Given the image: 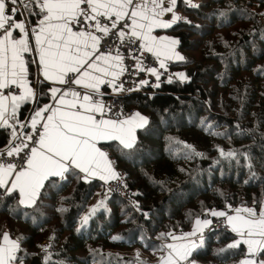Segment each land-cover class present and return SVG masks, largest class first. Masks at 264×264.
I'll list each match as a JSON object with an SVG mask.
<instances>
[{
	"label": "trees",
	"instance_id": "1",
	"mask_svg": "<svg viewBox=\"0 0 264 264\" xmlns=\"http://www.w3.org/2000/svg\"><path fill=\"white\" fill-rule=\"evenodd\" d=\"M194 1L180 4L184 20L169 30L185 56L173 67L187 82L130 94L127 106L148 122L132 149L108 145L134 205L77 171L48 180L31 207L14 194L12 213L0 207V242L7 232L19 243V264L35 257L42 264H158L174 235L213 210H264V0ZM49 88L40 85L44 95L20 111V123L51 100ZM10 141L0 130V150ZM91 205L95 212L78 227ZM235 241L232 232H212L194 263L240 264L247 245L229 248Z\"/></svg>",
	"mask_w": 264,
	"mask_h": 264
},
{
	"label": "snow or ice",
	"instance_id": "2",
	"mask_svg": "<svg viewBox=\"0 0 264 264\" xmlns=\"http://www.w3.org/2000/svg\"><path fill=\"white\" fill-rule=\"evenodd\" d=\"M18 3L20 0H0V130L11 136L7 148L0 151V207L9 213L13 212L9 200L14 194H18V205H35L50 177L64 178L78 170L85 174L84 179L117 178L107 154L97 145L118 141L124 149H132L135 129L148 122L139 113L120 119L118 112L103 102L106 93L101 92L102 86L114 92L125 90L123 83L116 82L125 71L121 47L129 52L152 53L161 68L165 60L184 59L175 52L177 40L153 34L157 28L172 27L179 19L173 11L177 0H24L27 16L17 21ZM167 13H172L171 18L162 19ZM28 16L37 19L32 23ZM27 54L36 58L26 59ZM133 58L144 71L139 57ZM32 66L36 72L30 71ZM147 71L159 80L155 68ZM178 75L184 79L182 73ZM30 76L35 78L34 85ZM44 81L74 83L83 92L50 87L55 105L31 109L28 123H20L17 114L21 106L44 95L40 89ZM17 124L23 131H17ZM234 212L228 215L213 210L211 215L226 217L232 231L241 237L229 248L247 245L240 264H264L259 258L264 254V210L257 213L244 206ZM88 219L83 218L82 226ZM209 223L197 219L193 231L173 236L186 242L165 245L169 251L160 258V264L188 261L198 247L191 237ZM2 240L0 264H19V243L7 232Z\"/></svg>",
	"mask_w": 264,
	"mask_h": 264
},
{
	"label": "built area",
	"instance_id": "3",
	"mask_svg": "<svg viewBox=\"0 0 264 264\" xmlns=\"http://www.w3.org/2000/svg\"><path fill=\"white\" fill-rule=\"evenodd\" d=\"M120 55L123 58V64L125 71L124 73L119 77V80L116 81L118 84L123 83L124 91L120 92H114L106 99L103 100V102L111 106L113 108V112H118V116L120 119H124L127 117L132 116L134 113L137 112L136 109L130 108L126 104V98L134 93L137 92L143 88H156L161 85H170L175 82L185 83L187 82V77L184 75V79H181L178 74H181L179 71L174 69V63L173 62H166L165 67H160V61L156 59V57L148 53L146 51L141 50L143 53L141 55V52H129L125 47H121L119 49ZM116 49L114 48L112 50L113 55H115ZM133 57H139V60L141 61V66L145 69L144 71H140L139 68L136 66V60ZM148 68H155L157 70V73L159 74V80L156 79V76L152 75L150 72L147 71ZM141 81H147V84H142ZM158 85V86H157ZM68 88L76 90L77 86L73 83L71 85H64L63 90H67ZM131 89V90H129ZM55 105V101L51 99L49 102L45 103L44 105ZM27 105H30L29 103L26 105H22L20 111L26 107ZM43 105V106H44ZM42 106V107H43ZM20 111L17 115H19ZM109 115H112V113H109ZM115 118V117H114ZM23 123H28V121H24ZM19 128H17L18 130ZM23 131L19 130L18 132ZM30 133V129H28ZM7 148V147H6ZM6 148L0 150L3 151ZM11 159V158H9ZM2 162V161H0ZM123 174L120 172L119 176L108 183L105 184L106 189L111 194L121 198L124 200L127 204L133 206L134 205V193L133 191L127 186L123 179ZM244 200L241 201L243 203ZM240 208H229L226 213L228 215L234 214V210ZM222 231V232H232L229 228V224L227 223L226 217H216L214 216L211 218L210 223L205 226L203 229V236L204 238L210 235L214 231ZM47 249V248H46ZM193 257H190L188 261L184 262V264H192L194 263Z\"/></svg>",
	"mask_w": 264,
	"mask_h": 264
},
{
	"label": "crops",
	"instance_id": "4",
	"mask_svg": "<svg viewBox=\"0 0 264 264\" xmlns=\"http://www.w3.org/2000/svg\"><path fill=\"white\" fill-rule=\"evenodd\" d=\"M181 3H184V4H186V5H194V6H197V5H198V3L195 2L194 0H177V3H176V5H175L173 11H174L175 15H176L177 17H179V19L176 20V21L172 24V27L167 28V29L157 28V29L154 31L153 34H154V35H157V36H167V37H169V38H171V39H175V40H177L178 43L175 45V52L178 53L180 56H183L184 59H185V56H184L183 52H182V51L180 50V48H179V39H178V37H176L175 35H173V34H171V33L169 32V30H171L175 25H177L178 23H180V21H183V20H184V15H183L181 9L179 8V6H180ZM23 5H24V0H20V3H18V5H16V7L18 8V14H17V16H16V20H17V21H19L20 19H23V18L26 16V15H25V12H24V6H23ZM171 16H172V13H167L164 17H162V19L169 20V19L171 18ZM17 32H18V30H17ZM14 35H16V33H14ZM151 54H152V53H151ZM27 55H30V56L32 57V59L36 58L33 54H27ZM27 55H26V57H27ZM184 59H183V60H184ZM183 60L171 59V60H165V63H166V62L177 63V62H180V61H183ZM123 67H124V64H123ZM36 71H37V69H36ZM123 73H124V72H123ZM40 79L43 80V77L41 76ZM44 82L48 83V84L50 85V87H59V88H61V89L63 90L64 85L51 84V83L48 82V81H44ZM30 86H32V85H30ZM76 90H77V91H81V92H83V90L80 89V88H78V87L76 88ZM101 92L106 93V94L103 96V100L106 99V97H108L109 95H111V94L113 93L112 89L109 88V87H106V86H102V87H101ZM49 94H50V91H49ZM50 95H51V94H50ZM97 99H100V97H97ZM36 101H37V99L34 100V101H32V102H29V104H30L31 106H34V105L36 104ZM55 103H56V102H55ZM136 113H139L141 116L145 117V118L147 119V121H148V118H147L145 115H143L142 113H140V112H138V111H137ZM18 117H19V115H18ZM145 125H146V124H145ZM145 125H143V127H145ZM16 127L19 128L17 131L21 130L20 127H19V124H17ZM143 127H138V128L135 129V142H136V134H137V131H138L139 129L143 128ZM113 142L119 144L118 141H110V142H104V141H101L97 146H98L102 151H104V152L107 154V157H108V159H109V161H110V163H111V167H112V169L115 171V173L117 174V177H118L119 174H120V171L117 169V167H116V165H115V162H114V159L111 157V151H110V148H109V146H108L110 143H113ZM76 171L78 172V170H76ZM67 174H68V173H66L65 176H66ZM80 174H81L83 177H84V175H85L84 173H80ZM52 178H61V177H50L48 180H50V179H52ZM115 179H116V178H115ZM115 179H109V180L105 181V180H103V179H100L99 176H91V177H88V178H87V180H99V181L103 182L104 184H106V183H108V182H110V181H112V180H115ZM48 180H46V181L44 182V185L46 184V182H47ZM42 189H43V188H42ZM42 189H41V190H42ZM41 190H40V192H41ZM37 198H38V197H37ZM240 208H241V207H240ZM234 214H235V212H234ZM234 214H232V215H234ZM213 217H214V216L210 215L209 218H206V219L201 218L200 220H201V221H204V220H208V221H210L211 218H213ZM206 226H207V225H206ZM195 227H196V224H194V228H195ZM194 228H193V229H194ZM204 228H205V226L202 227L201 231L198 232L196 236L191 237L192 240L196 241L198 247H200V246L202 245V243H203V241H204V239H205L204 236H203V229H204ZM229 228H230V230L232 231L230 225H229ZM193 229H192V231H193ZM190 232H191V231H190ZM232 233H234V234L236 235L237 240H240V239H241V237H239L235 232L232 231ZM184 235H185V234H183V235H182V234H179V235H174V236H175V237H181V236H184ZM9 237H10V239L16 241V240L13 239L10 235H9ZM2 242H3V240H1L0 243H2ZM183 242H186V241L174 240V239L171 238V240H170L168 243H166V245H167V244H175V243H183ZM19 247H20V245H19ZM198 247H196V248L193 250V252H194ZM168 251H169V250L166 248V253H165L164 256L167 255ZM193 252H192V254H193ZM192 254H191L190 257H192ZM263 260H264V259H263ZM159 262H160V261H159Z\"/></svg>",
	"mask_w": 264,
	"mask_h": 264
},
{
	"label": "rangeland",
	"instance_id": "5",
	"mask_svg": "<svg viewBox=\"0 0 264 264\" xmlns=\"http://www.w3.org/2000/svg\"><path fill=\"white\" fill-rule=\"evenodd\" d=\"M93 209H95V208H93V205H91L90 207H89V209L82 215V217H81V219H80V222H79V224H78V227H82V221H83V218L85 217V216H88L89 218H90V216H91V214H93L94 212H93ZM88 222H89V219H88ZM87 222V223H88ZM85 225V224H84ZM168 243V242H167ZM142 256L143 257H145V255H143L142 254ZM160 258L161 257H156L155 258V261H157L158 262V264H160ZM190 258V257H189ZM261 260H263V259H261ZM150 262H153L154 263V261H150ZM186 262V261H185ZM183 264H184V262H183ZM192 264H195V263H192Z\"/></svg>",
	"mask_w": 264,
	"mask_h": 264
},
{
	"label": "water",
	"instance_id": "6",
	"mask_svg": "<svg viewBox=\"0 0 264 264\" xmlns=\"http://www.w3.org/2000/svg\"><path fill=\"white\" fill-rule=\"evenodd\" d=\"M188 74H189L190 77H192L194 75H197V73L195 74L194 70H192V69L189 70ZM203 164H204V166H207L209 164V162H204ZM209 216L210 215H208V216L206 215V216H203L202 218L203 219H206V218H209ZM31 264H42V261H41V259L39 257H35L32 260V263Z\"/></svg>",
	"mask_w": 264,
	"mask_h": 264
}]
</instances>
